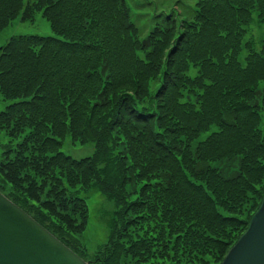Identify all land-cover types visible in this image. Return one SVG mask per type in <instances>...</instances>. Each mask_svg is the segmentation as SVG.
<instances>
[{
  "label": "trees",
  "instance_id": "1",
  "mask_svg": "<svg viewBox=\"0 0 264 264\" xmlns=\"http://www.w3.org/2000/svg\"><path fill=\"white\" fill-rule=\"evenodd\" d=\"M194 1L137 27L126 0H0V32L52 31L0 44V192L83 259L101 192L91 264H218L263 196L264 0Z\"/></svg>",
  "mask_w": 264,
  "mask_h": 264
},
{
  "label": "water",
  "instance_id": "2",
  "mask_svg": "<svg viewBox=\"0 0 264 264\" xmlns=\"http://www.w3.org/2000/svg\"><path fill=\"white\" fill-rule=\"evenodd\" d=\"M0 264H90L0 192ZM219 264H264V194Z\"/></svg>",
  "mask_w": 264,
  "mask_h": 264
},
{
  "label": "rangeland",
  "instance_id": "3",
  "mask_svg": "<svg viewBox=\"0 0 264 264\" xmlns=\"http://www.w3.org/2000/svg\"><path fill=\"white\" fill-rule=\"evenodd\" d=\"M177 1H183L186 5L189 4L192 7H194L195 3L194 0H126V5L133 19L135 16H139V18L134 19L135 25L139 27L141 25L148 26L150 16H153L155 13L174 11L176 14L178 9L176 5ZM178 27H176L175 30H179L180 27ZM18 34L48 36L52 35V31L48 22L40 17V15H36L31 22L20 21L17 18L0 32V44L5 43L11 36ZM263 35L264 25L258 23L256 17L253 16L251 22L247 26L243 39H250L257 45L258 41L262 40L261 38ZM7 103L8 101L3 100L0 95V111L4 109ZM5 143H7V138L0 132V159ZM84 146L72 144L70 137L65 136L62 140L61 148L64 152L71 153L74 156H83L87 154V148H89V152L91 151L90 144H85ZM92 191L93 190L89 192L90 195H88L86 199L88 207L87 225L82 236H80L79 244H76V249L78 247L77 251H79L85 259L92 258L96 251L95 249L106 241L108 235L107 225L111 212L115 209L114 203L104 197L101 192L96 190V192Z\"/></svg>",
  "mask_w": 264,
  "mask_h": 264
}]
</instances>
